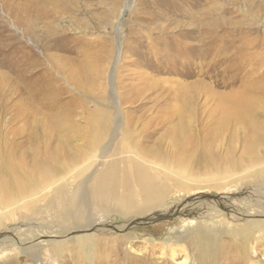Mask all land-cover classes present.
<instances>
[{
  "label": "rangeland",
  "instance_id": "rangeland-1",
  "mask_svg": "<svg viewBox=\"0 0 264 264\" xmlns=\"http://www.w3.org/2000/svg\"><path fill=\"white\" fill-rule=\"evenodd\" d=\"M242 97L263 137L264 0H0V151L29 162L35 149L58 171L32 174L37 190L14 206L0 202V217L16 215L0 224V264H199L190 237L209 229L232 245L210 264H264V220L233 221L228 207L264 213V149L246 150L247 126L213 122ZM168 109L196 112L198 149L183 166ZM57 138L68 146L53 155ZM195 197L194 212L170 214ZM39 231L38 258L14 245Z\"/></svg>",
  "mask_w": 264,
  "mask_h": 264
},
{
  "label": "bare ground",
  "instance_id": "bare-ground-1",
  "mask_svg": "<svg viewBox=\"0 0 264 264\" xmlns=\"http://www.w3.org/2000/svg\"><path fill=\"white\" fill-rule=\"evenodd\" d=\"M246 60L247 61H245V64L246 63H252V62H254V60L252 59V57H249V56H246ZM255 64L260 65L261 63H259V62L256 63L255 62ZM220 107H221L220 108L221 111H220L218 117H215V121H213L216 124V127L215 128L217 129V132H220V130H223L229 124H243L244 127L247 126V128L249 129V131H251V135H250L251 138H249L251 140L249 141L246 150L248 152H252L254 154L255 153L256 146H258L256 144H258V143H260L259 145H261L263 147V149H264V136L263 137H258L257 136V133H258V130H259L260 126L258 125L259 126L258 127L255 124L256 123V120L254 119V115H255L254 109L256 108V105H255V103H253L252 100H249L246 97H244V98L243 97L242 98H237L236 100L235 99H232V100H229L228 103H226V105H223V106H220ZM195 113L196 112H192V111H189V110H186V109L183 110V111H182V109H175V110L174 109L173 110L168 109L167 110V114L170 116V119L175 121V122H173V123H171L169 125V127H168L169 130L168 131H169V135L170 136H173L172 137L173 138V141H172V144H171L173 148L172 147L171 148L173 149L172 150L173 155L175 153L176 156H177V158L175 159L174 157H172V156L171 157L174 158L175 163L178 164V166H183L182 165V160L185 158V154H187L186 152L192 151V150H194L193 152H196L197 149H198V146L195 148L197 142L195 143V140H192L193 138L190 137V135H189L190 125H191L192 120H193L192 118H193V116H196ZM209 117H210V115H209ZM100 129H101V127H100ZM73 130H74V128L72 126H70V131H73ZM97 131H98V128H97ZM81 133H82V136H83L84 135L83 132H81ZM89 134L90 133L88 132V135ZM94 134H96V133H94ZM79 135H80V132H79V134L77 136H79ZM75 136H76V134H75ZM79 137H81V136H79ZM33 138H34V136L32 134L31 135H28V139L29 140H31ZM82 140H84V139L82 138ZM48 141H49V139H48ZM36 142H37V140H36ZM56 142H57V146L55 147V149L53 148V152L51 151V153L53 155H56L57 153H61V150H63L64 148H66L68 146V144L66 143L67 141H65V139H63V138L62 139L61 138H57V141ZM36 145H37V143H36ZM47 146H49V145H47ZM47 146H45L44 152H46V150H48L47 149ZM208 146H210V145H208ZM18 147H22V145L20 144V145L17 146V148ZM160 147H162V146H160ZM160 147H159V149H160ZM213 148H215V147H213ZM50 149L52 150V148H50ZM12 150L15 151V149H12ZM150 150H151V148H150ZM14 151H12V152H14ZM38 153H40V152H37L35 149L31 150L30 153H26L27 155L28 154H31L32 155L31 157H29L30 158L29 159L30 160L29 162H26L24 158L22 159L21 157H23V156H19V159H17L18 161L15 159L17 162H13L12 161V156H10L11 158L9 157V160L6 162L4 160L3 153L0 151V175H3L4 173H7V172L9 174L10 173H13V175H10V176L5 174V176L7 178L0 179V202L1 203H4V204H2L4 207L14 206L15 203L21 201L22 198H25L26 195L28 194V192H35L37 190L36 189V186H37L36 184L37 183L35 184L30 179V177H31L32 174H34L35 172L38 171L39 173H41L42 176L46 177V175L49 172H51L52 170H54V169H51V168H53V164L48 169L44 165H42L40 163L41 161L39 162V160H38V155L39 154ZM46 155H47V153H46ZM77 155H74L73 156V155L70 154V156L68 158H69V160L70 159L71 160H76V159H78L77 158ZM154 156H156V155H154ZM197 156H198V159H196V158H194V159H196V161L198 162V164H202V163H205L206 164V163H208V161L206 160V157H208V156H205L203 154H200V155H197ZM169 157H170V155H169ZM171 157H170V159H171ZM190 158H192V157H190ZM190 158H189V160H191ZM215 160H217V159H215ZM155 161H156V159H155ZM172 164H173V160H172ZM198 164L197 165L195 164V165L198 166ZM186 165H188V163ZM67 166H69V165H67ZM67 166H63V171H67L68 170V167ZM174 166H176V165H174ZM183 169H185V167ZM186 169H188V168H186ZM48 170H51V171H48ZM178 172H179V170H178ZM51 173L56 174V173H58V171L54 170ZM188 173H191V172H188ZM57 175L58 174H56V176ZM177 175L182 176L181 173H178ZM47 180H48V178L46 179V181ZM9 189L10 190H14V192H17V191H19V192L17 194H15V196L13 198H11L10 195H9ZM195 199H196V197L193 198V199H191L189 201L190 203L192 202L191 204L188 203V204H185L184 206H180L181 209L179 207L178 208L176 207L173 210L171 209L170 210V214H174L176 212L178 213L179 211H182V209L187 210L188 212H194L195 209L198 208V206H199L198 203L200 201L198 199H196V200ZM72 200H73V198H72ZM228 207H230L231 209H233L230 212L231 213L230 214L231 220H233V221H242L244 223H249V224L250 223H254V224L255 223H259L258 226H262L263 225L262 224V221H260V220H264V213L263 212L261 213L260 211H258V209L253 208V207H246L245 205H240V206L236 207V209L234 207H232V205H230V204L228 205ZM14 217H16V215L14 216V214L8 215V216H1L0 217V224H3L7 220H14ZM91 227L92 226H86V227H83L82 229L85 230V231H87ZM212 230L213 229H209L206 233H202L200 230H197L194 233V235H192L190 237V239L192 241V244H193V247L197 251V255H198L197 256V259H198V263L199 264H210L209 258H210V256H212L214 254L215 255L216 254L217 255H221V256L222 255H228L227 252H228V250L232 246L231 244H225V243L218 245V242H217V239H216L218 237V233L216 231H212ZM55 234L63 235V236H65L67 234L66 236H68L69 233H66V232H63L62 231L61 233L55 232ZM12 235L14 236V232H13ZM43 235H44V233H42L41 231L36 232V234H34L32 236L31 240H27V241H22V240H19V238L15 237V243H14V245H17V247H20V248H23L24 247L23 249L29 248V252H28L29 255L32 258H35L36 259V257L38 255H40V249H41L40 246H42V243L44 242L43 240L42 241H39L40 238H42ZM48 236L49 237H52L51 235H48ZM73 240L78 245H85L84 242H83V240H80V238H78V237H77V239L74 238ZM34 241H36V242H34ZM16 242H17V244H16ZM51 242L53 243V245H52V247L50 249L51 251L58 252V250H61L62 249V244L61 243H57V241L56 242L55 241H51ZM51 242H49V243H51ZM27 245H28V247H25ZM88 247H89V245H88ZM89 250H91V247H89ZM229 264H231V263H229Z\"/></svg>",
  "mask_w": 264,
  "mask_h": 264
}]
</instances>
